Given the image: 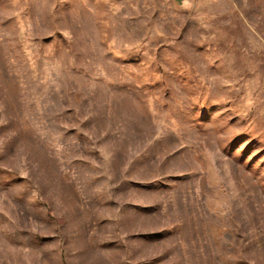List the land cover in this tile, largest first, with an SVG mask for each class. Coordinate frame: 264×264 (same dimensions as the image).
<instances>
[{"label": "rangeland", "instance_id": "1", "mask_svg": "<svg viewBox=\"0 0 264 264\" xmlns=\"http://www.w3.org/2000/svg\"><path fill=\"white\" fill-rule=\"evenodd\" d=\"M0 264H264V0H0Z\"/></svg>", "mask_w": 264, "mask_h": 264}]
</instances>
